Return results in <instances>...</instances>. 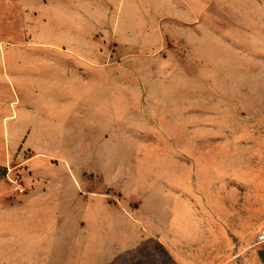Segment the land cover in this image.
Masks as SVG:
<instances>
[{
    "label": "rangeland",
    "instance_id": "obj_1",
    "mask_svg": "<svg viewBox=\"0 0 264 264\" xmlns=\"http://www.w3.org/2000/svg\"><path fill=\"white\" fill-rule=\"evenodd\" d=\"M107 3L104 16H95L93 63L112 79L100 87L109 93L110 110L98 119L94 114L93 123L52 130L61 153L54 167L78 169L79 200L161 201L179 212L183 200L216 201L223 211L232 206L241 213L258 207L264 0ZM13 4L0 0V59L7 46L30 38L22 16L12 15L19 8ZM19 258L0 241V264H21Z\"/></svg>",
    "mask_w": 264,
    "mask_h": 264
},
{
    "label": "crops",
    "instance_id": "obj_2",
    "mask_svg": "<svg viewBox=\"0 0 264 264\" xmlns=\"http://www.w3.org/2000/svg\"><path fill=\"white\" fill-rule=\"evenodd\" d=\"M10 1L30 37L7 46L0 59V164L33 151L26 192L13 194L0 175V241L17 261L264 264V200L241 213L211 200H183L179 212L161 201L77 198L79 171L54 167L61 153L52 130L93 123L94 114L98 119L110 110L109 93L100 87L112 79L93 63L95 16H104L108 0Z\"/></svg>",
    "mask_w": 264,
    "mask_h": 264
},
{
    "label": "built area",
    "instance_id": "obj_3",
    "mask_svg": "<svg viewBox=\"0 0 264 264\" xmlns=\"http://www.w3.org/2000/svg\"><path fill=\"white\" fill-rule=\"evenodd\" d=\"M26 158L22 159V162H10L0 170V175L3 176L8 184L10 185L13 194L24 193L27 191V185L25 182V169L24 165L26 161L33 155L29 150L25 151ZM261 239L264 240V230L260 235Z\"/></svg>",
    "mask_w": 264,
    "mask_h": 264
}]
</instances>
